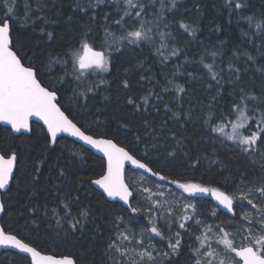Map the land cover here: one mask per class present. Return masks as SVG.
Wrapping results in <instances>:
<instances>
[{"label":"snow or ice","instance_id":"6c2138e0","mask_svg":"<svg viewBox=\"0 0 264 264\" xmlns=\"http://www.w3.org/2000/svg\"><path fill=\"white\" fill-rule=\"evenodd\" d=\"M53 2L0 0V125L6 126L9 136L15 138L16 134H31L32 120L36 118L43 122L41 133L47 148L56 146L61 134L82 141L84 145L102 153L103 164L101 173L95 179L76 177L78 185L97 186L106 198L122 202V207L126 206L132 214L141 211L132 203L136 195L147 202V225L139 232L131 230L123 215L112 218L110 235L104 248L105 264H175L173 258L182 254L186 235L191 241L188 244L190 264H264V163L261 164V174L255 178L249 180L246 175L242 176L236 185L238 193L228 194L201 183L168 181L184 193L210 194L232 214V218L236 217V208L241 209L242 228L235 232L227 230L222 224H210L198 218L197 206L193 203L184 204L183 213L177 215L172 204L164 199L166 193L162 190L154 192L147 186L144 175L148 173L158 181L168 180L161 170H154L151 166L159 163L161 148L166 157L175 158L178 151L189 156V152L184 150L187 145L169 127V121L187 128L194 117L209 140L221 145L226 141L232 142L253 164L257 163V157L264 161V11L259 15H241L249 29L243 32V36L247 37L243 44L233 47L227 56L223 47L206 50L197 62L205 71L200 75L186 73L189 79L199 80L210 97L206 104L198 101L201 112L197 114L192 110L190 101L189 108H183L189 89L177 82L190 61L184 50L177 46L172 29L178 24L179 29L191 36H195L196 32L182 19H169L168 14L176 15L174 10L178 9V0H72V14L67 16V20L81 16L85 18L77 43L63 52L46 54L39 51L38 45L27 48L18 33L28 25L35 26L39 22L40 34L48 41L56 39L54 33L44 27L56 22L49 15ZM225 3L230 9V16L244 13L248 7L247 0H225ZM62 14L61 9H56L57 17ZM144 48L161 64L173 58L179 60L182 54L185 60L175 66L170 79L166 78L163 84L156 81L139 97L132 93L133 83L128 75L130 68L123 70L125 77L120 85L127 93L124 102L131 106V114L150 110L159 113L161 108L158 105L162 104L167 116L159 126L150 119L142 121L144 134L137 132L134 137L136 151L140 150L141 145L144 146L143 157L138 158L133 149L121 146L106 135L90 132L82 122V113L90 111L89 101L95 98L101 86L107 89L110 84L107 74H110V66L116 55ZM208 56L211 57L210 63L205 62ZM57 65L63 75L53 77V69ZM136 67L143 68L144 64L138 60ZM97 75L98 79L92 78ZM67 77H72V81ZM49 80L50 83L46 82ZM151 80L152 77L141 75L137 83ZM65 85L71 87V96L67 98L61 91ZM166 93L172 94L167 101L164 99ZM220 100H225V103L220 105ZM93 123L104 122L97 118ZM118 124L125 129L129 126L126 122ZM157 127L166 131L176 142V147L167 143L164 132L156 134ZM153 153L156 158L149 161L148 157ZM201 159L218 162V159L202 156L198 152L191 159V167H197ZM18 161V153L12 145L0 149V196L10 191L14 172L18 171ZM44 162L38 159L33 171L28 173L33 185L39 181L40 165ZM128 164L134 166L135 170H143L135 187L126 181L125 169ZM68 175L64 167L59 168L55 177L58 183L53 184L51 208L48 203H29L26 207L36 219L41 212L45 217L51 212L64 236L74 238L77 234H83L86 226L94 224L97 217L92 207L81 201L79 187L62 191ZM152 183L157 189L163 187L155 181ZM35 195L33 188L28 196L29 201ZM5 211L6 202L0 199V213ZM211 216L216 217L217 212L212 211ZM189 221L194 222L198 232H191L193 225ZM55 236L60 237V232ZM154 238H159L164 246H158ZM0 246L28 254L30 264H79L73 255L42 254L24 239L6 232L3 227H0Z\"/></svg>","mask_w":264,"mask_h":264},{"label":"trees","instance_id":"16d2710c","mask_svg":"<svg viewBox=\"0 0 264 264\" xmlns=\"http://www.w3.org/2000/svg\"><path fill=\"white\" fill-rule=\"evenodd\" d=\"M247 3L248 7L244 13H233L230 16V9L225 0H178V9L174 10L176 15L173 17L172 14H168L170 20L179 21L182 19L196 29L195 36L179 29L178 24L172 29L178 41L177 46L184 50L190 61L185 65L177 79L178 83L184 84L189 89V95L185 97L183 104L184 109L189 108L190 101L194 113L199 114L201 112L200 104H206L210 99L208 93L204 91L202 83L196 79H189L186 73L193 72L200 75L205 71L197 62L206 50H219L223 47L227 56L233 47L243 44L247 39L243 36V32L249 29L247 21L240 18L241 15L252 13L259 15L261 11H264V0H247ZM71 4L72 0H54L53 2L52 11L49 15L56 22L44 25L47 31L54 33L56 39L53 41H48L45 36L40 34L39 22L35 26L28 25L22 28L18 35L24 39L27 48L32 49L33 46L38 45L39 51L46 54L48 52H63L70 45H75L85 18L81 16L79 19L74 17L71 21L67 20V16L72 14ZM58 8L63 13L59 17L55 15ZM92 27L95 28V25ZM221 42L224 44L221 45ZM132 48L135 49L136 46H132ZM138 60L144 64L143 68L136 67ZM184 60L185 55L182 54L179 60L173 58L165 64H161L159 59L152 55L147 48L134 51L127 50L123 51V54H117L110 66V74H107L110 84L107 89L105 86H101L95 98L89 101L90 111L82 113V122H85V127L94 135H106L121 146L133 149L138 158L143 157L144 146L141 145L140 150L136 151V143L134 142L137 132L141 135L144 134L142 121L150 119L154 125L159 126L164 119H167V116L162 104L158 105L161 108L159 113L150 110L136 115L131 114V106L124 102L127 93L120 85V81L125 77L123 70L130 68L128 75H130L133 83L132 93L139 97L156 81L163 84L166 78L170 79L175 71V66L183 63ZM205 62L210 63L211 57L208 56ZM57 74L63 75L59 65L53 69L52 76ZM98 75L92 78L98 79ZM141 75L150 76L152 80L137 83ZM67 79L72 81V77H67ZM245 80L247 81V77ZM46 82L50 83V80ZM61 91L65 98L71 96V87L68 85H65ZM171 96V93H166L164 99L167 101L171 99ZM224 103L225 100L219 101L220 105ZM97 118L104 123H93ZM118 122H126L129 126L127 129L121 128ZM169 127L177 132L179 137L183 138V144L187 145L184 150L189 152V156L186 157L182 151H178L175 158L166 157L163 148H161L159 163L151 166L154 170H161L162 174L168 177V180L158 181L155 177L144 174L147 177V186L151 187L154 192L162 190L168 196L167 187L170 184L168 181L178 180L181 183H201L204 186L219 188L228 194H232L238 191L236 185L239 184L242 176L246 175L251 180L262 172L261 164L264 161H260L257 157V163L253 164L250 158L241 153L231 142L226 141L225 144L221 145L214 140H209L204 128L195 117L187 128H181L171 121H169ZM41 128L39 124L32 123L33 131L31 134L23 136L18 134L15 138L9 136L6 128H0V149H6L12 145L19 156L18 171L14 172L10 191L4 196H0V199L6 202V211L1 216V226L6 232L24 239L25 242L36 247L43 254L73 255L79 264H105L104 248L110 235L109 229L112 218L123 215L131 230L136 232L137 227L141 230L143 226L147 225L146 210L148 204L141 196L136 195L132 203L133 206L140 207L141 211L132 214L120 203L107 201L102 193L92 185H78L76 181L78 176L85 179L98 177L102 171V158L66 137L59 138L56 146L47 148L45 140L42 138ZM155 132L157 135L164 132L167 143L176 147V142L164 129L157 127ZM198 152L202 156L218 159V162L212 163L210 159H201V163L193 168L191 167V159L195 158ZM155 158L156 154L153 153L148 157V160L151 161ZM38 159L45 162L40 165L39 181L33 185L28 173L33 171V166ZM61 167H64L69 174L62 191L66 192L69 189L79 187L81 201L90 205L97 217L94 224L86 226L83 234H77L74 238L64 236L63 231L57 227L51 212L47 217L41 212L39 218L36 219L26 207L29 203L41 205L48 203L49 208L53 206V184L58 183L55 177ZM140 173L142 172L127 170L126 181L135 187ZM152 181L163 185V187L157 189ZM33 188L36 195L29 201L28 196ZM171 189L173 192L177 191L174 187ZM205 201L209 202L211 207L215 206L211 198H206ZM218 214L219 224H222L227 230L235 232L242 228V222L237 211L235 218H232L231 213H223L219 210ZM130 217L131 219H129ZM34 219H36L35 223H33ZM57 232H60V237L55 236ZM184 240L186 243L182 254L173 258L175 264H190L188 244L191 241L187 235ZM159 242L163 244L162 241ZM0 264H30V261L20 254L6 251L0 254Z\"/></svg>","mask_w":264,"mask_h":264},{"label":"rangeland","instance_id":"374dc122","mask_svg":"<svg viewBox=\"0 0 264 264\" xmlns=\"http://www.w3.org/2000/svg\"><path fill=\"white\" fill-rule=\"evenodd\" d=\"M230 142V141H227ZM232 143V142H231ZM162 183V182H161ZM171 187H174L177 189L176 192H173ZM167 191L169 192L168 196H165L164 199H166L168 202H170L173 206V209L177 215H181L183 213V205L186 203H193L195 204L197 208V212L199 213L200 219L205 220L206 223V214H211L212 211H216V207H211V205H207V202L205 201V198H211L213 201V198L210 194L204 193L203 195H198V194H189V193H184L182 189L177 188L174 184H169L167 187ZM238 193V191H237ZM209 203V202H208ZM210 204V203H209ZM214 204V202H213ZM250 209V206H248ZM199 209V210H198ZM236 211L238 212L239 216L241 214V209L236 208ZM212 217L210 216L207 218V220L210 221V224L212 223ZM214 218V223L217 224L220 222V218L218 216L217 219ZM189 224H192L193 226L191 227V232L198 231V229L195 227L194 222L189 221ZM175 231V229H173ZM140 228L137 227L136 232H139ZM158 244V246H163L162 243L158 241L159 238H154Z\"/></svg>","mask_w":264,"mask_h":264},{"label":"water","instance_id":"95a60500","mask_svg":"<svg viewBox=\"0 0 264 264\" xmlns=\"http://www.w3.org/2000/svg\"><path fill=\"white\" fill-rule=\"evenodd\" d=\"M32 123L39 124L41 127H42V125H43V122H42V121H38L36 118H33ZM0 128H6V126H4V125H0ZM16 135H18V134H16ZM26 135H28V134H26ZM61 137H66V138H68V139H70V140L76 142L77 144L81 145V146L84 147L85 149L91 151L93 154H95V155L99 156L100 158H102V153H98V152L95 151V149H91L90 146H88V145H84L82 141H78V140H76V138L71 137V136H68L67 134H61ZM127 170H134V171H135L134 166H132V165H130V164L126 165L125 173H126ZM136 171H140V172L143 173V170H136ZM144 174H146V175H148V176H151V175L148 174V173H144ZM10 184H11V183H10ZM92 186H93L96 190H98L99 192L102 193V190L99 189L97 186H94V185H92ZM197 194H202V193H197ZM102 195L105 197V195H104L103 193H102ZM105 199H106L107 201H109V202H116V203H120V204L122 205V202H119V201H112V200H109V199L106 198V197H105ZM213 200H214V204L218 207V209H219L220 211H222L223 213H228L227 210L224 209L223 206L219 205L218 202H217L214 198H213ZM123 207L126 208V206H123ZM1 216H2V213H0V227H2V226H1ZM6 251H11V252H15V253H17V254H20V255L26 257V258L30 261V257H29L28 254L21 253V252H19L18 249H14V248H11V247L0 246V254L3 253V252H6ZM42 254H43V253H42Z\"/></svg>","mask_w":264,"mask_h":264},{"label":"flooded vegetation","instance_id":"af4514ba","mask_svg":"<svg viewBox=\"0 0 264 264\" xmlns=\"http://www.w3.org/2000/svg\"><path fill=\"white\" fill-rule=\"evenodd\" d=\"M196 194V193H195ZM204 194V193H203ZM203 194H198V195H203ZM206 199V198H205ZM207 205H210L209 203H207ZM217 208V207H216ZM218 208H217V210H216V212H217V216L215 217V219H217L218 218V216H219V214H218ZM211 216V214H206V217L208 218V217H210ZM207 218H206V221L208 222V223H210V221L209 220H207ZM211 224H215L214 223V218L212 217V223ZM217 224H219V223H217ZM196 232H198V231H195V232H193V233H196ZM161 247H162V245H161Z\"/></svg>","mask_w":264,"mask_h":264}]
</instances>
